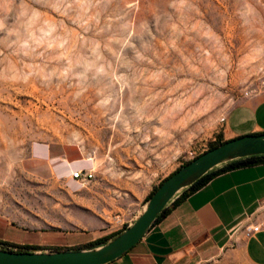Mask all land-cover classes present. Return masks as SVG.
I'll return each mask as SVG.
<instances>
[{
	"label": "rangeland",
	"instance_id": "374dc122",
	"mask_svg": "<svg viewBox=\"0 0 264 264\" xmlns=\"http://www.w3.org/2000/svg\"><path fill=\"white\" fill-rule=\"evenodd\" d=\"M263 91L264 0H0V215L51 227L68 201L94 218L89 194L34 176L32 144L59 141L93 159L96 215L133 216Z\"/></svg>",
	"mask_w": 264,
	"mask_h": 264
},
{
	"label": "crops",
	"instance_id": "0c3cea01",
	"mask_svg": "<svg viewBox=\"0 0 264 264\" xmlns=\"http://www.w3.org/2000/svg\"><path fill=\"white\" fill-rule=\"evenodd\" d=\"M262 132L264 91L233 105L221 129L225 140ZM28 161L41 182L60 187L66 195L89 194L90 199L81 208L94 218H75L73 204L68 201H61L57 215L48 220L51 227L18 225L0 215V225L15 230L14 235L2 236L0 241L40 247L35 251L72 249L121 228L109 217V208L99 211L102 217L96 215L92 179L82 182L72 177L74 170H88L94 165L79 145L37 141L32 144ZM180 193L139 242L104 264H264V226L256 232L245 230L247 224L264 222V213L258 214L264 201V161L221 172L195 192L174 201ZM139 212L127 217L130 223ZM46 233L50 236L44 237Z\"/></svg>",
	"mask_w": 264,
	"mask_h": 264
},
{
	"label": "water",
	"instance_id": "95a60500",
	"mask_svg": "<svg viewBox=\"0 0 264 264\" xmlns=\"http://www.w3.org/2000/svg\"><path fill=\"white\" fill-rule=\"evenodd\" d=\"M264 155V132L228 139L204 151L167 176L145 201L135 220L109 241L92 248L15 251L0 248V264H104L128 251L149 231L157 216L183 189L214 167Z\"/></svg>",
	"mask_w": 264,
	"mask_h": 264
},
{
	"label": "trees",
	"instance_id": "16d2710c",
	"mask_svg": "<svg viewBox=\"0 0 264 264\" xmlns=\"http://www.w3.org/2000/svg\"><path fill=\"white\" fill-rule=\"evenodd\" d=\"M217 136H218L217 141H215L214 143H211V145L209 146V148L207 150H209V149H211V148H213V147H215V146H217V145H219V144H221V143L226 141L225 139H223L222 133H219ZM189 161L190 160L186 161L181 166L185 165ZM263 161H264V155H256V156H250V157L241 158V159H237V160H233V161L227 162L225 165H223L220 168H216L215 169V167H214L213 169L208 171L205 175H203L201 178H199L197 181H195L192 185H190L187 188L183 189L181 191V193L179 194V196L176 199H174V201H176V200L178 201L179 199L184 198V197L188 196L189 194L195 192L200 187L205 185L213 176H215V175H217V174H219L221 172H224L226 170L233 169V168L253 165V164H256V163H259V162H263ZM179 168H177V169H179ZM164 179H162L160 181V183L151 190V192L146 196L145 201L150 197V195L153 193V191L161 184V182ZM164 209L160 212V214L164 211ZM159 215L157 216V218L159 217ZM125 228H126V226L118 229L116 232H114L112 235H110L108 237L98 238V239H96V240H94L92 242L87 243L83 247H77V248H72V249H84V248L96 247L98 245H101V244L109 241L113 237L117 236ZM0 248L8 249V250H15V251H35V250L40 249V247H38L36 245H16V244L6 243V242H3V241H0ZM61 249H63V248H56L55 250H61Z\"/></svg>",
	"mask_w": 264,
	"mask_h": 264
},
{
	"label": "built area",
	"instance_id": "2783aa9c",
	"mask_svg": "<svg viewBox=\"0 0 264 264\" xmlns=\"http://www.w3.org/2000/svg\"><path fill=\"white\" fill-rule=\"evenodd\" d=\"M95 174V169L93 166H91L88 170H74L72 172V177L74 179H79L82 182H86V181H90L91 179L94 178ZM259 213H264V201L261 202L259 209H258V214ZM114 221L117 225L122 227H127L128 225H130L131 223L129 222V219L127 217H123L122 215H116L114 217ZM264 226V222H258V223H251V224H247L245 226V230L247 233H251V232H256L259 229H261Z\"/></svg>",
	"mask_w": 264,
	"mask_h": 264
},
{
	"label": "bare ground",
	"instance_id": "6f19581e",
	"mask_svg": "<svg viewBox=\"0 0 264 264\" xmlns=\"http://www.w3.org/2000/svg\"><path fill=\"white\" fill-rule=\"evenodd\" d=\"M156 86H158V85H156ZM153 87V86H152ZM159 87V86H158ZM155 88H157V87H155ZM161 89H163V88H161ZM146 90V89H145ZM143 92V91H142ZM146 92H149L148 90L146 91ZM151 92V91H150ZM149 92V93H150ZM153 92V91H152ZM144 93V92H143ZM153 94V93H152ZM157 94V93H156ZM160 94V93H159ZM142 95V94H141ZM150 95H151V93H150ZM158 95V94H157ZM167 95V94H166ZM146 96H147V94H146ZM160 96V95H159ZM152 97H153V95H152ZM164 97V96H163ZM154 98H155V94H154V97H153V100H154ZM168 98V97H167ZM140 99V98H139ZM142 99V98H141ZM140 99V100H141ZM164 99V98H163ZM145 100V99H144ZM144 100H142V101H144ZM152 99H151V102H147V101H144L141 105H142V107H141V109H142V113H143V115L144 114H147L148 112H151L152 111V109L156 106V105H158V102H157V99L155 100V101H153ZM141 101V102H142ZM149 101V100H148ZM161 101V100H160ZM161 104V103H160ZM165 104V103H164ZM166 104H168V103H166ZM159 106V105H158ZM163 107H165V106H163ZM158 109V108H157ZM141 111V110H140ZM156 113V112H155ZM149 114V113H148ZM145 116V115H144ZM150 116V115H149ZM145 117H148L147 115L145 116ZM147 119V118H146ZM120 122V121H119ZM123 122V121H122ZM116 129V128H115Z\"/></svg>",
	"mask_w": 264,
	"mask_h": 264
}]
</instances>
